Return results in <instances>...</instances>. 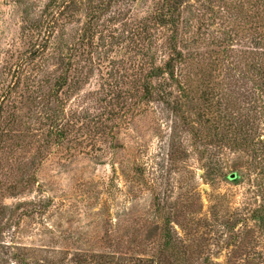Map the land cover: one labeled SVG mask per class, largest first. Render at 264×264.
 <instances>
[{"label":"rangeland","instance_id":"rangeland-1","mask_svg":"<svg viewBox=\"0 0 264 264\" xmlns=\"http://www.w3.org/2000/svg\"><path fill=\"white\" fill-rule=\"evenodd\" d=\"M74 1L0 0V264H264V130L237 149L208 111L219 83L245 80L213 44L239 0L184 3L201 56L177 115L161 101L175 86L147 76L151 51L167 57L158 0L111 3L97 28L99 0ZM231 34L230 54L247 47Z\"/></svg>","mask_w":264,"mask_h":264},{"label":"trees","instance_id":"trees-1","mask_svg":"<svg viewBox=\"0 0 264 264\" xmlns=\"http://www.w3.org/2000/svg\"><path fill=\"white\" fill-rule=\"evenodd\" d=\"M118 1L121 7L128 6L126 5L128 1L134 2V0H99L97 3H91V16L95 19L105 10L104 8L110 7L111 3L118 4ZM186 1L187 0L155 1L148 14V18L152 20V24L159 28H165L169 34L165 47L167 52L166 59L163 60L161 65H155V55L154 52L151 51L150 63L152 64V68L147 72V76L148 78H156L165 75L166 81H168L170 85L175 86L179 95L175 96L173 91H167L168 93L162 94L161 101H164L170 112L176 115L183 106L181 99L183 97L188 98L186 94H189L191 90L187 82L189 76L187 79L185 66L189 64V62L200 66L198 60L200 59L199 56H201L197 52L193 53L192 51H188L190 42L194 43L199 40L198 36L193 35L198 29V26L195 25L196 30H193V24H196L199 17L197 13H195V17L192 15L191 19L186 18L183 6ZM71 2L75 1L71 0ZM229 7H231L230 16L233 19V23L231 24L232 30L226 32L224 38L213 36V44L229 46V48L223 46L219 51V55L232 58L228 63L230 64V66H228L230 71L237 72L238 75L240 74L241 78L245 80L236 84L237 81H235L234 75H231L229 82L219 83L216 88L213 89V102H216L217 105L213 110L209 109L208 111L213 113V122L217 115H220L223 120V123L221 119L219 120V124L223 125L225 130V136L223 138L229 140L235 148L245 150L251 146L252 143L256 142L253 138L259 139V136L262 135L259 130H264V0H239L237 3H230ZM123 10L119 7L117 16L123 15ZM97 22L98 20L94 21L95 28H97ZM185 25L192 35H188V30L183 29ZM231 31L237 36L240 34L241 40L243 39L245 41L243 44H247V47L243 45V49H237L236 52L232 51V54L229 53L230 47H234L232 46L233 37ZM52 32L51 35L48 34L49 37L52 36ZM85 32L86 31L83 30L82 37ZM141 35L142 34H140V37ZM151 40L153 39H150L152 43L153 41ZM45 46H41L42 49H44ZM137 50L140 52L143 49L139 47ZM142 54L148 55L149 53L145 51ZM221 69V65L213 58V70L220 71ZM63 80L64 79H62V81ZM225 85L226 88H224ZM150 86L151 85L148 83L144 84L147 95L152 94ZM237 88H240L242 93L238 91ZM241 100H248L253 106L249 107L244 114H240L239 117H233L234 114H232L233 112L231 110L234 104H237V102ZM234 118L236 119L234 120ZM216 121L218 122V120ZM229 121L230 123H227ZM216 129L217 128H215V130ZM222 136L223 134H221L220 139H222ZM259 141L263 143L262 140ZM262 158H264V155ZM258 163L260 164L257 168L262 170L264 159H261ZM236 175L237 174H235V176ZM227 176L229 177L230 175ZM252 216L260 224H263L264 205L255 209L252 212ZM166 224H169V220H166ZM170 243L171 235L169 232H166L163 236L161 249H167Z\"/></svg>","mask_w":264,"mask_h":264},{"label":"water","instance_id":"water-1","mask_svg":"<svg viewBox=\"0 0 264 264\" xmlns=\"http://www.w3.org/2000/svg\"><path fill=\"white\" fill-rule=\"evenodd\" d=\"M234 175H235L234 173H231L230 176H229L230 179L234 178ZM203 187H206V186H203Z\"/></svg>","mask_w":264,"mask_h":264}]
</instances>
